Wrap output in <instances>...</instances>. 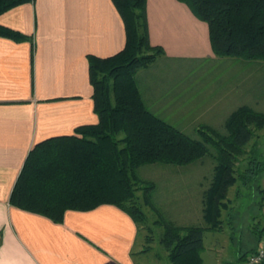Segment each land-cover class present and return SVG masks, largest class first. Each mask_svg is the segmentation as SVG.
Instances as JSON below:
<instances>
[{
    "label": "trees",
    "instance_id": "trees-1",
    "mask_svg": "<svg viewBox=\"0 0 264 264\" xmlns=\"http://www.w3.org/2000/svg\"><path fill=\"white\" fill-rule=\"evenodd\" d=\"M25 1L30 0H0V13ZM178 1L207 23L215 55L264 59V0ZM112 2L123 20L124 47L107 57L87 56L98 121L76 127L73 134L37 142L29 150L9 196L11 205L55 222L63 220L67 209L89 210L113 204L137 224L143 219L135 195L141 188L137 187V167L152 162L186 164L209 152L204 142L154 114L138 89L135 71L164 54L161 46L149 41L147 0ZM0 35L26 38L1 24ZM225 127L226 134L212 130L217 141L211 139L210 143L217 154L203 209L207 225L183 227L182 234L180 228L168 222L164 227L160 240L169 250L172 264H202L203 232L219 226L220 209L224 206L221 200L226 198L228 188L238 178L246 183V178L264 170V165L251 157L243 174L233 175V153L241 151L255 129L264 127V112L240 107L229 115ZM261 193L259 208L264 202V190ZM251 229L258 244L264 236V226L254 224ZM1 238L0 233V242ZM256 247L242 251L235 263L228 264H243Z\"/></svg>",
    "mask_w": 264,
    "mask_h": 264
},
{
    "label": "crops",
    "instance_id": "crops-1",
    "mask_svg": "<svg viewBox=\"0 0 264 264\" xmlns=\"http://www.w3.org/2000/svg\"><path fill=\"white\" fill-rule=\"evenodd\" d=\"M146 14L149 41L163 48L162 58L214 55L207 23L185 3L147 0ZM0 24L26 36L0 35V264H142L139 227L116 205L67 209L55 222L9 203L37 142L98 121L87 56L107 57L124 47L123 20L112 0L25 1L0 13ZM258 213L261 222L264 202ZM257 245L255 239L245 250Z\"/></svg>",
    "mask_w": 264,
    "mask_h": 264
},
{
    "label": "rangeland",
    "instance_id": "rangeland-1",
    "mask_svg": "<svg viewBox=\"0 0 264 264\" xmlns=\"http://www.w3.org/2000/svg\"><path fill=\"white\" fill-rule=\"evenodd\" d=\"M163 55L135 71L138 89L141 96L145 95V99L142 96L144 103L179 131L204 142L209 152L186 164L152 162L137 167L136 175L140 180L137 187L142 188L135 192L143 214V219L137 223L138 257L142 264H172L169 250L160 240L167 222L180 228V234L184 232L183 227L207 225L203 209L217 154L210 143L217 141L212 130L226 134L225 122L240 107L264 112V59L214 54L211 58L168 60L162 58ZM233 155L235 176L243 174L251 157L264 165V127L255 129L251 140ZM236 181L221 200L224 206L220 209L219 226L203 232L202 264L233 260L235 263L238 253L255 241L251 227L264 225L258 213L264 170L246 178V183L240 178ZM198 208L201 212L195 220ZM229 236L233 242H226Z\"/></svg>",
    "mask_w": 264,
    "mask_h": 264
},
{
    "label": "built area",
    "instance_id": "built-area-1",
    "mask_svg": "<svg viewBox=\"0 0 264 264\" xmlns=\"http://www.w3.org/2000/svg\"><path fill=\"white\" fill-rule=\"evenodd\" d=\"M262 262H264V236L261 237L256 249L246 255L243 264H260Z\"/></svg>",
    "mask_w": 264,
    "mask_h": 264
}]
</instances>
